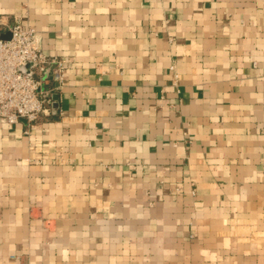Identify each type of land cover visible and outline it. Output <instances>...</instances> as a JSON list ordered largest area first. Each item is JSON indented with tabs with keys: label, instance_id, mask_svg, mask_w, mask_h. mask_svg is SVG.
<instances>
[{
	"label": "crops",
	"instance_id": "obj_1",
	"mask_svg": "<svg viewBox=\"0 0 264 264\" xmlns=\"http://www.w3.org/2000/svg\"><path fill=\"white\" fill-rule=\"evenodd\" d=\"M66 59L0 122V264H264V0H0Z\"/></svg>",
	"mask_w": 264,
	"mask_h": 264
},
{
	"label": "built area",
	"instance_id": "obj_2",
	"mask_svg": "<svg viewBox=\"0 0 264 264\" xmlns=\"http://www.w3.org/2000/svg\"><path fill=\"white\" fill-rule=\"evenodd\" d=\"M9 33V37L3 34ZM27 62L33 65L21 71ZM66 59L49 56L39 30L21 19L0 18V122L26 120L39 126L55 110L54 94L64 83Z\"/></svg>",
	"mask_w": 264,
	"mask_h": 264
},
{
	"label": "water",
	"instance_id": "obj_3",
	"mask_svg": "<svg viewBox=\"0 0 264 264\" xmlns=\"http://www.w3.org/2000/svg\"><path fill=\"white\" fill-rule=\"evenodd\" d=\"M3 37H9V33L3 34ZM32 65H33L32 62H27L25 65L20 67V70L21 71H25V70L29 69ZM54 99H55V102L53 103V106H54V108L56 110L58 108V106H59V100H58L59 99V94L58 93L54 94Z\"/></svg>",
	"mask_w": 264,
	"mask_h": 264
}]
</instances>
